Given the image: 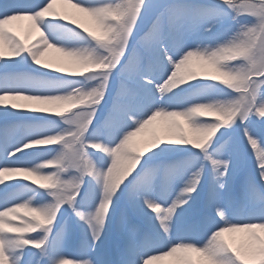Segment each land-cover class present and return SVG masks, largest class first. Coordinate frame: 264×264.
Masks as SVG:
<instances>
[{"label":"snow or ice","instance_id":"snow-or-ice-1","mask_svg":"<svg viewBox=\"0 0 264 264\" xmlns=\"http://www.w3.org/2000/svg\"><path fill=\"white\" fill-rule=\"evenodd\" d=\"M0 264H264V0H0Z\"/></svg>","mask_w":264,"mask_h":264},{"label":"rangeland","instance_id":"rangeland-1","mask_svg":"<svg viewBox=\"0 0 264 264\" xmlns=\"http://www.w3.org/2000/svg\"><path fill=\"white\" fill-rule=\"evenodd\" d=\"M157 124H158V122L155 123L153 126H150V128L147 129V130H145L144 133H141V134L136 138V140L139 142V141H141L142 139H146L147 137H149V136L151 135V131H152V129H153V128H157Z\"/></svg>","mask_w":264,"mask_h":264},{"label":"bare ground","instance_id":"bare-ground-1","mask_svg":"<svg viewBox=\"0 0 264 264\" xmlns=\"http://www.w3.org/2000/svg\"><path fill=\"white\" fill-rule=\"evenodd\" d=\"M159 127H160V125H159V123H158V124H157V128H159ZM142 140H144V139H142ZM142 140H141V141H142Z\"/></svg>","mask_w":264,"mask_h":264}]
</instances>
